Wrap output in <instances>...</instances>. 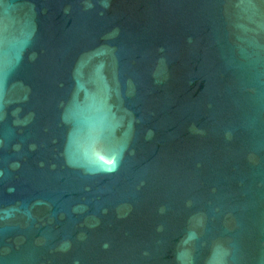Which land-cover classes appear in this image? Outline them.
I'll use <instances>...</instances> for the list:
<instances>
[{
  "label": "water",
  "instance_id": "obj_1",
  "mask_svg": "<svg viewBox=\"0 0 264 264\" xmlns=\"http://www.w3.org/2000/svg\"><path fill=\"white\" fill-rule=\"evenodd\" d=\"M0 264H264V0H0Z\"/></svg>",
  "mask_w": 264,
  "mask_h": 264
}]
</instances>
